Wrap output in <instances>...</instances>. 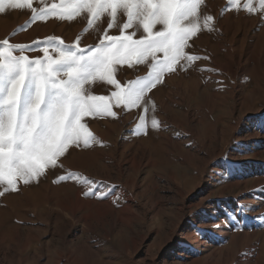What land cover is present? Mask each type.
Masks as SVG:
<instances>
[{
    "label": "rangeland",
    "instance_id": "obj_1",
    "mask_svg": "<svg viewBox=\"0 0 264 264\" xmlns=\"http://www.w3.org/2000/svg\"><path fill=\"white\" fill-rule=\"evenodd\" d=\"M226 5L207 0L222 18L217 33L196 41L211 57L201 67L220 74L180 72L154 90L167 130L133 134L136 109L119 120L87 118L101 144L77 150L65 167L119 186L122 198H85L79 185L53 182L59 170L0 198V264H264V227L256 226L264 215V23ZM28 20L26 10L0 14V40L15 32L17 43L53 35L96 42L84 17L21 30ZM146 74L139 65L116 78ZM111 90L93 86L96 95ZM233 213L245 227L226 225Z\"/></svg>",
    "mask_w": 264,
    "mask_h": 264
},
{
    "label": "snow or ice",
    "instance_id": "obj_2",
    "mask_svg": "<svg viewBox=\"0 0 264 264\" xmlns=\"http://www.w3.org/2000/svg\"><path fill=\"white\" fill-rule=\"evenodd\" d=\"M8 10L28 11L21 30L49 19L70 23L84 17L85 34L95 33L96 42L82 46L80 35L73 43L53 35L17 43L15 32L0 40V198L59 170L54 183L71 181L85 198L118 202L119 186L65 167L77 150L101 144L87 118L119 120L136 109L133 134L147 135L162 125L167 130L158 119L154 90L180 72L220 74L215 67H201L211 57L196 45L204 32H218L222 18L209 14L207 0H0V14ZM229 10L256 14L264 23V0H227L222 11ZM113 29L118 34H110ZM34 51L42 56L30 57ZM139 65L146 75L123 84L116 78L125 67ZM99 85L110 86V95L93 94ZM259 127L264 130V121ZM226 225L246 226L236 213L227 215ZM256 226L264 227V215Z\"/></svg>",
    "mask_w": 264,
    "mask_h": 264
}]
</instances>
